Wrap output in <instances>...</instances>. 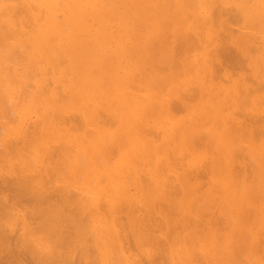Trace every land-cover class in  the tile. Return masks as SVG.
Returning a JSON list of instances; mask_svg holds the SVG:
<instances>
[{"label":"bare ground","instance_id":"obj_1","mask_svg":"<svg viewBox=\"0 0 264 264\" xmlns=\"http://www.w3.org/2000/svg\"><path fill=\"white\" fill-rule=\"evenodd\" d=\"M264 0H0V264H264Z\"/></svg>","mask_w":264,"mask_h":264},{"label":"rangeland","instance_id":"obj_2","mask_svg":"<svg viewBox=\"0 0 264 264\" xmlns=\"http://www.w3.org/2000/svg\"><path fill=\"white\" fill-rule=\"evenodd\" d=\"M262 116H264V115H262Z\"/></svg>","mask_w":264,"mask_h":264}]
</instances>
